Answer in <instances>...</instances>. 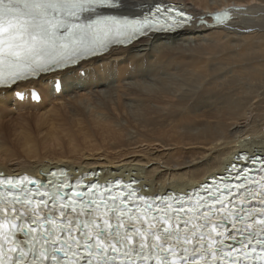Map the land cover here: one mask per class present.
<instances>
[{
    "label": "bare ground",
    "instance_id": "1",
    "mask_svg": "<svg viewBox=\"0 0 264 264\" xmlns=\"http://www.w3.org/2000/svg\"><path fill=\"white\" fill-rule=\"evenodd\" d=\"M158 1L181 4L193 22L174 35L113 47L76 68L18 85L17 90L39 88L38 104L0 102V171L39 177L59 166L78 174L98 167L102 180L131 177L153 195L184 192L204 182L238 152L264 154V92H258L264 77L248 81L239 75L264 74V0H125L122 12L137 14ZM228 6L235 9L226 26L197 24L198 16ZM57 77L63 81L58 95L51 88ZM170 125L172 134H165ZM79 140L86 147L92 143L88 149L94 151L46 149L51 142L64 146ZM164 146L180 158L173 160L176 166L185 163L180 154L195 156L186 163L188 171L148 166L154 156L145 152ZM141 147L145 152L136 151Z\"/></svg>",
    "mask_w": 264,
    "mask_h": 264
},
{
    "label": "snow or ice",
    "instance_id": "2",
    "mask_svg": "<svg viewBox=\"0 0 264 264\" xmlns=\"http://www.w3.org/2000/svg\"><path fill=\"white\" fill-rule=\"evenodd\" d=\"M124 7L0 0V102H22L20 82L192 22L171 5L141 18ZM241 159L194 191L162 196L142 195L136 181L69 182L63 170L46 183L0 174V264H264V157Z\"/></svg>",
    "mask_w": 264,
    "mask_h": 264
},
{
    "label": "rangeland",
    "instance_id": "3",
    "mask_svg": "<svg viewBox=\"0 0 264 264\" xmlns=\"http://www.w3.org/2000/svg\"><path fill=\"white\" fill-rule=\"evenodd\" d=\"M264 31V30H263ZM251 71H248V72H243V71H241L240 73H239V75H240V78H245V79H248V81H250L254 76V78H263L264 77V74H261V75H255V72H257V71H252L251 73H250ZM254 72V73H253ZM249 74V75H248ZM256 76H258V77H256ZM260 76V77H259ZM251 77V78H250ZM240 78H238L237 80H239ZM243 81V80H242ZM259 83H261V82H259ZM264 82H262L261 84H263ZM260 85V84H259ZM230 86V91L232 90V92H235L237 95H238V93H239V91L237 92L235 89H236V87H232L231 85H229ZM260 86H262L263 87V89H262V91H258L259 92V94H262L263 92H264V85H260ZM232 88V89H231ZM244 92H246V93H248L250 90H251V88L246 84L245 86H244ZM234 90V91H233ZM261 92V93H260ZM240 95V94H239ZM239 95H238V97H239ZM242 96V94L240 95V97ZM249 96H253V94H251V93H249ZM239 97V98H240ZM172 127V130H171V127ZM169 127H170V129L166 126L165 128H164V131H165V134H169V135H171L172 133V131H173V126L172 125H170ZM166 129V130H165ZM168 129V130H167ZM169 130H171L170 131V133H169ZM169 135H167V137H166V139L168 140L169 139ZM84 142V141H83ZM82 145H81V144ZM91 144V146L93 145L92 143H90ZM61 145H62V143L61 144H59L58 146H56L54 143H49L47 146H46V149H50V151H55V152H57V151H59L60 149H63V150H65L67 153L69 152V150H71V151H73V152H75L74 150H80V149H82V148H84V150H85V148H86V151H88V152H92V151H94L92 148H90V149H88V147H91L90 145H89V143L87 144V147L85 146L86 145V143L84 142V144L82 143V140H81V142H80V140H79V143L78 144H75V143H72V144H69V145H62V147H61ZM49 146V147H48ZM58 148H60V149H58ZM74 148H76V149H74ZM103 148V147H102ZM88 149V150H87ZM104 149H106L105 147H104ZM145 147L143 148V147H141V148H139V149H137L136 151H138V152H140V153H143V151L145 152ZM151 149H153V152H152V150ZM154 149H157V148H154V147H151L150 148V151H147V152H145V154H147L148 153V155H150L151 156V158L153 157L154 158V160H151V163L150 164H148V166H150V168H153L154 166L153 165H156L157 163H158V165L160 166L159 168H155V170L156 171H158L160 168H161V171H166L167 172V170L169 171V172H167V173H172L173 171H180V172H183V171H185V170H187L186 169V163L188 162V160L190 159V158H192V157H195V156H191L190 158H184V157H182V155L184 154V153H182V155L180 154V156H181V159H183V161H185V163L184 164H181V165H179V166H176L177 165V161H179L180 160V158L179 157H177V155H176V153L175 154H173L174 152L173 151H170V148H168L167 149V147L166 146H164V147H162V148H158L157 149V151H159V150H161V151H159L158 153H157V151L156 150H154ZM68 150V151H67ZM91 150V151H90ZM164 150V151H163ZM166 150V151H165ZM142 151V152H141ZM154 151H156V152H154ZM137 152V154H136V156H139V155H141L140 153H138ZM169 152V153H168ZM172 152V153H171ZM101 153V152H100ZM107 153H110V151H107ZM165 153V154H164ZM102 154V153H101ZM152 154V155H151ZM172 157V154H173V158H171V157H169L168 158V156L169 155ZM115 155H120V153L119 154H115ZM161 155V156H160ZM165 155H166V157H165ZM175 155V156H174ZM130 157H132L131 155H129ZM156 157H158V158H156ZM165 157V158H164ZM159 160L158 162H156V160ZM164 159H166V160H164ZM168 159V160H167ZM173 160L175 161L176 160V162H173ZM155 161V162H154ZM162 161V162H161ZM172 161V162H171ZM154 162V163H153ZM165 165V166H164ZM174 165V166H173ZM118 166H113V167H110V169H114V168H117ZM164 168H166V169H164ZM172 168V169H171ZM94 169H96V170H98L99 168L98 167H95ZM93 168L91 169V168H88V170H94ZM120 169H122V168H120ZM188 171V170H187ZM147 176L145 175V174H143V178H146Z\"/></svg>",
    "mask_w": 264,
    "mask_h": 264
}]
</instances>
